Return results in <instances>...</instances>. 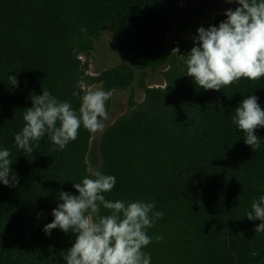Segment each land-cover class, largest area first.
Returning a JSON list of instances; mask_svg holds the SVG:
<instances>
[{
    "label": "trees",
    "instance_id": "16d2710c",
    "mask_svg": "<svg viewBox=\"0 0 264 264\" xmlns=\"http://www.w3.org/2000/svg\"><path fill=\"white\" fill-rule=\"evenodd\" d=\"M208 2L184 13L182 0H0V150L10 152L9 181L18 178L14 187L0 182V264H66L75 234L43 229L63 202L59 193L79 195L73 183L94 178L87 163L91 133L83 126L63 150L47 133L33 142L32 154L18 148L14 137L31 98L47 90L78 111L84 86L125 90L135 72L142 79L160 68L164 86L140 80L142 102L131 98L129 114L104 133L98 171L116 184L103 195L154 203L163 213L147 229L163 239L142 249L151 264H264V233L254 231L262 221L246 217L264 196V127L254 132L260 147L253 150L232 119L252 95L264 109V77L217 91L186 75L184 60L198 44L179 45L205 19ZM226 19L218 16L204 28ZM106 28L123 64L88 75L80 56ZM174 31L167 52L164 42ZM177 47L181 54L172 53ZM99 214L110 212L100 206Z\"/></svg>",
    "mask_w": 264,
    "mask_h": 264
},
{
    "label": "clouds",
    "instance_id": "9594fccd",
    "mask_svg": "<svg viewBox=\"0 0 264 264\" xmlns=\"http://www.w3.org/2000/svg\"><path fill=\"white\" fill-rule=\"evenodd\" d=\"M236 3L239 7L234 11L228 9L227 19L218 27L210 26L206 30L201 26L193 38L198 46L192 47L184 63L186 75L199 88L220 91L241 78L258 80L264 77V0H236ZM173 52L178 53L179 48H174ZM8 79L10 85H17L15 75ZM110 97L111 92L88 90L76 111L69 102L59 101L43 90L42 95L31 98L33 106L26 108L23 114L25 124L15 135V144L32 154L33 142L47 133L52 143L63 150L77 138L81 126L90 133L102 131V120L108 119L105 102ZM257 100L255 95L244 99L232 118L246 134L244 142L253 150L260 147V138L254 132L264 127V109ZM9 156V150H0V182L14 187L18 178L13 174L12 181L8 179L12 164ZM92 176L94 178L85 177L82 182L73 183L79 195L59 193L63 202L53 209L54 220L45 225V234L50 235L57 228L75 234V242L64 256L66 264H151L150 256L142 249L153 239L157 242L163 239L147 234V229L153 227L163 213L154 211V203L107 200L103 193L113 189L116 178L99 171ZM100 206L110 214L101 216ZM246 217L262 221L254 231L264 233V196L253 201Z\"/></svg>",
    "mask_w": 264,
    "mask_h": 264
},
{
    "label": "rangeland",
    "instance_id": "374dc122",
    "mask_svg": "<svg viewBox=\"0 0 264 264\" xmlns=\"http://www.w3.org/2000/svg\"><path fill=\"white\" fill-rule=\"evenodd\" d=\"M199 0H182L181 6L184 13L193 8ZM236 0L228 2V0H209L208 8L205 11V19L198 20L190 29L187 36H185L179 46L184 44H193L194 37L198 35V28L204 27L207 23L211 22L214 18L225 14L228 9H232L236 6ZM175 34V31L167 36L164 42L165 51L170 50L171 38ZM179 48V52L175 54H181L182 51ZM81 62L87 65V74L96 76L100 72L115 68L123 64V59L119 54L117 46L112 40V36L109 29L106 28L100 33V36L93 43V50L86 55L80 56ZM163 68L158 69L156 72L146 71L144 77L139 76L135 72V82L125 90L111 91V97L105 102V107L108 113V119L102 120L104 128L102 131L91 133L89 154L87 157L88 172L90 174L99 170L102 165L101 158V143L103 140L106 129L115 123L118 119L129 114L130 105L132 100L136 103H140L143 100V89L140 85V80L143 84L149 87H163L164 82L161 75ZM101 89V85L84 86V92L88 90Z\"/></svg>",
    "mask_w": 264,
    "mask_h": 264
}]
</instances>
